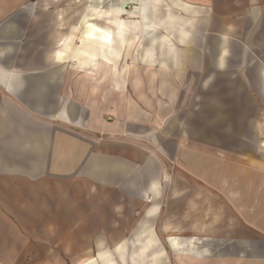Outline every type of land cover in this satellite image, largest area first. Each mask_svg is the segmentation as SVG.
<instances>
[{"label":"crops","instance_id":"obj_1","mask_svg":"<svg viewBox=\"0 0 264 264\" xmlns=\"http://www.w3.org/2000/svg\"><path fill=\"white\" fill-rule=\"evenodd\" d=\"M261 59L264 0H0V178L16 179L12 171L17 170L29 181V196L74 199L76 216L84 203L93 206L101 195L93 186L102 185L105 194L118 196L111 210L127 228L110 240L120 258L126 255L122 243L138 236L133 264H160L164 255L154 249L149 229L140 232L145 225L153 227L159 241H168L178 264H264V182L218 184L215 175L238 177L240 164L208 152L188 162L178 157L184 169L201 173L206 185L172 187L164 212V161L174 159L178 147L157 131L165 129L169 136L190 125L184 112L198 83L197 109L214 110L220 99L205 95L213 92L219 74L240 75L243 83L228 89L250 91L249 105L256 92L264 103ZM204 61L215 71L204 73ZM139 64L148 72L145 90L137 76ZM130 75L131 99L125 90ZM160 76L165 89L156 84ZM127 115L139 132L122 126ZM109 116L116 119L113 124ZM111 127L118 135L152 140L161 153L144 159L126 146H96L79 136L105 134ZM44 178L59 181L52 186ZM64 180L71 185L68 190ZM154 183L159 191L151 190ZM86 188L89 193H82ZM149 256L155 257L152 263L145 262ZM98 257L115 264L109 251Z\"/></svg>","mask_w":264,"mask_h":264},{"label":"rangeland","instance_id":"obj_2","mask_svg":"<svg viewBox=\"0 0 264 264\" xmlns=\"http://www.w3.org/2000/svg\"><path fill=\"white\" fill-rule=\"evenodd\" d=\"M128 10L130 11V7ZM133 53L130 54L129 59L133 57ZM203 53L206 51L204 50ZM261 61L264 63V59ZM202 64L204 73L205 70L206 72L215 71L208 61H204ZM136 66L138 68L137 76L144 82L145 90L148 88L147 68L140 64ZM163 76H160V80L156 83L161 89L166 88L162 84L166 83L165 80V82L161 80ZM131 77L130 75L127 78L128 86L125 87L129 98H133ZM165 77L170 79L169 75ZM123 80L126 82V77ZM236 83H243L240 75H237L235 79L231 77L227 79L225 75L219 74L213 92L205 95L217 96L220 99L219 103L216 104L214 110L200 109V111L197 109L196 103V96L201 88L198 83L195 88L197 90H193L195 91L193 98H190L187 110L184 112V122L190 125L178 129L175 134L171 133L169 136L165 134V129L157 130L159 138L175 140L178 147L175 158L164 161L163 174L168 180L162 185L166 191V197L161 205L164 212L168 210L172 187L206 185L201 173L184 169L183 160L185 162H188L189 158L197 160L199 152L200 154L201 152L212 153L218 160L240 164L239 171L241 173L238 177L242 181H239L238 177L233 178V174H229L231 178L229 175L220 177L215 175L217 178L213 182L217 181L218 184L264 182V103L261 96L253 92L251 93L253 102L249 105L246 100L249 98L247 93L250 91L245 93L243 88L238 86L235 91L228 89ZM107 120L111 124L116 121L112 116L107 117ZM204 122L205 125H203ZM121 124L128 133L139 132V129L135 128L138 124L129 120L128 115L125 120H121ZM117 132L116 128L111 127L105 134L100 132L79 133V136L94 140L96 146L102 144L126 146L131 153L137 152L144 159H148L152 155L158 156L160 150L152 143V140L133 138L122 133V135H118ZM178 157H183V160ZM7 160L4 159V162L8 163ZM12 172L22 180L0 178V264H79L80 258L85 257H93L86 264H105L98 254L107 251L113 254L115 264H133L132 257L140 246L137 240L138 236L134 241L126 240L122 243L127 246L126 255L123 258L119 257V251L115 250V244L110 242L116 232L127 231V228L123 226V219H115L111 210V204H118V196L105 194L104 187L96 184L93 189L95 192H101L99 193L101 195L95 198L92 207L84 203L76 216L77 211L74 205H71L74 199L64 200L58 195H41L40 193L39 196H29V181H24L25 177L23 176L19 177V171L13 170ZM48 180L52 182V186L53 182L59 181L50 178ZM62 183L66 190L71 187L70 183L65 180ZM153 188H157L159 191L157 183L153 184L151 189ZM89 189L86 188L82 193H89ZM108 191L117 190L108 189ZM226 192L230 193L228 190ZM229 197L232 200L235 198L233 191ZM149 201L151 202L152 199ZM148 204L151 205V203ZM228 207L232 212H236L234 205H228ZM136 215V220H138L139 211ZM115 223H117V227L114 225ZM79 224L83 229H77L76 225ZM154 225L158 234L161 225L157 223ZM146 229L153 233V238L157 242L154 249H161L164 254L160 264H178V257L175 256L168 241H159L150 225L143 226L140 232ZM90 237L92 238L90 244H85L90 241ZM99 240L101 244L97 243ZM154 259L155 257L151 256L145 262L152 263Z\"/></svg>","mask_w":264,"mask_h":264},{"label":"bare ground","instance_id":"obj_3","mask_svg":"<svg viewBox=\"0 0 264 264\" xmlns=\"http://www.w3.org/2000/svg\"><path fill=\"white\" fill-rule=\"evenodd\" d=\"M157 1H159V0H157ZM153 2V1H152ZM155 4V3H154ZM151 10H153V9H151ZM120 12H123V15H125V16H127V14H126V12L123 10V11H120ZM142 14V13H141ZM144 16V15H143ZM169 16V15H168ZM170 16H172V15H170ZM172 18V17H171ZM124 19V18H123ZM161 20V19H160ZM176 20H178V19H176ZM166 21V20H165ZM170 21V20H169ZM164 22V21H163ZM168 22V21H167ZM177 24V23H176ZM173 25V24H172ZM177 28V27H176ZM120 33V32H119ZM124 33V32H123ZM143 35V34H142ZM128 36V35H127ZM167 36V35H166ZM135 37V36H134ZM143 37V36H142ZM164 37V36H163ZM171 37V36H170ZM179 37V36H178ZM187 37V36H186ZM127 39V38H126ZM185 39V38H184ZM164 40V39H163ZM162 40V41H163ZM83 41H84V39H83ZM90 42H92V41H90ZM127 42V41H126ZM129 42V41H128ZM134 43H137V42H134ZM91 44V43H90ZM93 44V43H92ZM91 44V45H92ZM139 44H141V43H139ZM88 45V44H87ZM95 45V44H94ZM102 45V44H101ZM154 45V44H153ZM110 46V45H109ZM128 46V45H127ZM91 47H94L93 45L91 46ZM86 48H87V46H86ZM80 49V48H79ZM85 49V48H84ZM89 49V48H88ZM132 49H133V47H132ZM71 50V49H70ZM91 51V50H90ZM93 51H95V50H93ZM93 51H92V53H93ZM108 51V50H107ZM124 51H125V49H124ZM123 51V52H124ZM71 52V51H70ZM89 52V51H88ZM69 54V53H68ZM108 54V53H107ZM106 54V55H107ZM154 54V53H153ZM122 55H123V53H122ZM68 56V55H67ZM96 56V55H95ZM99 56V55H98ZM109 56V55H108ZM123 57V56H122ZM147 57V56H146ZM60 58H62V56L60 57ZM68 58V57H67ZM99 58H100V56H99ZM144 58V57H143ZM123 59V58H122ZM146 59V58H145ZM65 60H66V58H65ZM145 61V60H144ZM164 66V65H163ZM117 69V68H116ZM127 69V68H126ZM128 71V70H127ZM124 71H122V73H123ZM125 73V72H124ZM117 74V73H116ZM121 75H123V74H121ZM116 76V75H115ZM152 190V189H151ZM171 240V245L173 246V248L174 249H176L175 247H176V243L174 242V240H172V238L170 239ZM159 264V263H158Z\"/></svg>","mask_w":264,"mask_h":264}]
</instances>
